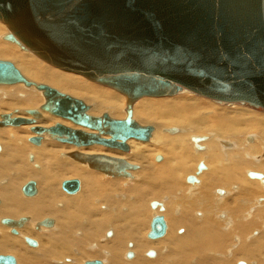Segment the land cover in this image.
Wrapping results in <instances>:
<instances>
[{"label":"bare ground","instance_id":"bare-ground-1","mask_svg":"<svg viewBox=\"0 0 264 264\" xmlns=\"http://www.w3.org/2000/svg\"><path fill=\"white\" fill-rule=\"evenodd\" d=\"M87 1L88 0H83L84 3ZM1 33L0 60L11 62L17 70L20 68L26 77L22 75L19 70L18 71L25 79L28 78L27 80L36 84H43L41 82H45L50 84V86L47 85L49 87L52 85L51 88L55 86L70 90L75 94L84 95L87 101H94L95 103H93L94 105L90 109L88 104L91 102L86 104L82 101L81 97L79 99L88 106L87 114L90 116L98 117L105 113L112 119H122L124 117L115 116L117 112L116 110H119L121 107V99H119L120 97H118V95L106 91L104 88L99 89L86 83L83 84L82 81L76 77L52 71L40 64L34 63L31 60H27L26 57L16 55L13 50L15 45L13 46L10 42L7 43V41L2 39L3 35L9 32L0 26V34ZM34 39L35 41L38 40L36 43L40 42L38 36H35ZM52 45L57 51H61L59 49H62L63 47L56 43H52ZM15 48H17V46ZM21 53L26 55L30 54V56L32 54L27 49L22 50ZM32 56L34 55L32 54ZM11 58L13 61L10 60ZM54 68L58 69L56 67ZM66 73L74 74L71 72ZM55 87L53 89H55ZM24 88L28 89L30 93L38 94L37 97L39 100L30 94H25L24 96L18 95L19 91L17 88L7 89V95L3 93L5 98L0 99V106L14 107L7 111L0 112V114L10 113L11 116L30 118L29 115L25 114V110L38 109V107L43 103V97L39 91L34 90L32 87ZM3 90L5 89H2L0 93L4 92ZM55 90H57V88ZM57 91H59V89ZM182 91L191 92L186 89H182L180 92ZM59 92H61V90ZM61 93L66 94L63 91ZM66 95L70 96L69 94ZM141 98H138L131 105L132 119L139 125H141L140 123L142 120L141 122L139 121L140 123L135 120V115H133V106ZM207 99L218 102L210 98ZM192 100L193 101L186 102L178 100V102L171 104L161 103L151 105L150 103L151 106H149L146 111L143 110L147 116L151 115L153 118L160 121H168L178 127L185 128L182 130L183 132L178 133L175 136L163 135L160 132L161 129L159 126L154 129V126L148 125L153 128L148 140L142 142V144L136 142L134 143V141L131 142L133 139L127 140V152L116 150L122 155L117 152L104 153L103 151L95 152L92 151L94 149H90L91 153L120 158L129 164L136 165L135 169L127 170L130 178L110 176L90 168L86 163H80L73 160L67 156L68 153H86L74 150L77 148L75 146H72L75 148L71 150V148H63L64 146L51 144L46 141L42 143L44 137H48L47 140L49 141H54L46 134L41 135L39 145H34V147H39L41 145L38 149L27 147L22 140V136H24V134L19 132L16 135L10 136L11 143H9L6 139V130H17L9 128L5 129L10 126L0 127V145L3 146V152L2 147L0 146V153L2 152V154H0V180L3 178L5 179L1 181L0 185V198L2 200V205L0 200V219L10 218L16 220L22 215L21 218H25L26 220L21 223L19 227L15 228L17 235L14 236L17 237L8 235L10 232L7 226H0V255L13 256L16 264H51L50 262L52 259L62 257V259H64L70 255V252L73 250V252L77 253L76 256L78 257L75 260L73 259V263L70 258H65L64 262L71 261L72 264H80L79 261L85 257L94 258L96 260H98L97 258L99 257L102 258V255L105 253H100V251L102 252V249L106 248L104 251L107 252V255L104 263L103 261L98 260L101 264H209L210 262L212 264H231L232 260L237 259L245 260L248 264L263 263L264 259L262 258V253L260 251L264 249V204L260 205L259 210L257 208L259 205L256 206V212L252 210L250 213H247L246 207L251 205L250 203L251 199H253L252 197H263L264 189L262 191L259 190V192H263L262 195L261 193L258 194L259 187L255 186L256 184L251 185L253 182L249 183L250 181L248 182L246 180L248 182L247 184L243 176L245 173L248 177L249 172L260 173L263 175L261 179L248 178L251 180H259L262 183L260 184L264 185V116L236 111H218L212 106H204L201 105L199 101H196L195 99ZM37 102L39 104L35 105ZM218 103L232 104L237 102ZM239 104L247 105L243 103ZM104 109L109 110V112ZM254 109L264 110L262 108ZM205 110L210 111V116L213 114V117L209 118V116L206 118L204 114ZM40 114L41 118L35 121V125L49 127L52 126L54 122L56 123V120L50 117L51 115L46 116L47 113L45 112H41ZM137 116L136 119H138ZM59 124L71 128H79L71 125L70 123V125L60 122ZM220 124L222 125L217 127ZM21 126L29 127L28 125ZM141 126H146V124H142ZM166 130H163L162 132H167ZM210 130L212 133L208 136L213 139H208V136H202L205 137V139L200 140L197 143L201 147V149H197L195 146L196 143L192 141V137H199L194 135L206 134L207 131ZM248 130L256 132H254L255 135H249L250 137H253V141H250L252 144L247 141V139H251L248 138L249 136L245 135V138L244 136L243 138L240 137V134H242L241 132H246ZM177 132L178 130L176 132L167 133L173 135ZM191 133L194 135H191ZM189 137H191L190 141L193 144L194 150L202 151V154L192 152ZM26 138L28 139L29 135H27ZM27 139L25 141H27ZM215 139L216 142L213 141ZM218 143H220L221 147H224L225 150H221ZM247 143L251 145H246ZM129 145L131 146V150ZM140 145L146 146L144 147ZM92 146L98 145H91L87 147ZM203 146H206V149ZM132 148L134 151H132ZM261 149L262 152H260ZM110 150L115 151V149ZM29 151L32 154L34 153L35 156L30 154ZM61 151L69 152L61 153ZM128 153H130V155H123ZM157 153L163 154L164 159L162 162H159L161 160L160 157V160L156 161L159 163H152L151 158ZM260 153L261 156L259 157ZM56 154H58L57 157L59 160H64L62 163L55 160ZM29 155H31V159L28 157ZM26 156L32 166L38 169L39 166L34 162L35 157L36 162L42 166V168H40L41 171L34 172L26 167V165L23 164L24 157ZM203 157L206 159L205 161L208 164L207 166L209 167V170L207 172L205 171L206 173L201 175L200 182L197 186L195 185L196 187L194 186L196 182H186L194 187L191 186V188L189 186V188H191L190 191L192 192L190 193L189 191L188 195H185V193L183 194L182 191H184L185 188L184 184H181L182 178L188 173H194L193 170H196L195 168H197V165L200 163L199 160ZM253 157H255V159ZM67 159L75 162L76 164L78 163L80 166L88 169L89 172L83 171L74 164L72 165L68 163ZM222 159L224 162L221 164L219 161ZM202 163L205 164L204 162ZM94 172H99L107 178L117 179L103 180L104 178L101 179L98 174ZM134 173L136 175L139 174V176L137 175L139 179L135 182L132 181L135 179ZM193 175L197 177L200 174L197 175L194 173ZM68 176L80 178V181L82 182L76 179L79 185L78 191L74 194H67L70 196L73 195V197L64 198L60 200V202H56L60 198L57 193L58 191L55 189L56 181L61 177ZM185 177L187 178V176ZM28 178H30V180H35L38 183V186L34 181V193L29 197L22 195L24 198H28L22 199L18 194V187L23 181V184H25V181H27ZM118 179L129 180L132 181V183L127 185L126 188H123L124 184H122V181ZM232 185L234 186L231 187ZM80 187L81 189L83 188L82 193ZM214 189H223L222 191L217 192V195L221 196L220 199H216L211 196V192ZM229 189H234L235 193L230 194L231 196L227 197L229 194L227 193V195H225L226 192L224 190L229 191ZM75 194H78V196H74ZM163 197L166 199L162 201L164 203L158 202V204H164L163 210H165L167 218H170V220L168 219V221H170L169 228L166 237L162 241L154 243L152 246V244H148L144 242V239H142V230L143 225L146 223L145 221H147L148 217H152H150V215L154 214V212L159 209V206L153 208L152 211L150 207V209H148L147 205L149 206V203L152 200H155V202L156 200L160 201ZM54 202H56V207ZM176 206H179L182 209V215L179 218H175L171 214V211ZM102 207H106V212L108 213L102 212L100 210ZM197 209H202L204 212V218L202 217L203 219L201 222L198 220L196 222L191 217L192 212ZM221 210H226L227 217L232 220V227L230 228L231 232L228 235L221 234L218 231L220 226L219 222H217L218 224L215 222L217 218L215 220L212 219L213 214L220 212ZM158 211L162 212V209ZM52 216L55 217L56 222L53 218H49ZM42 217L51 219V224L49 227L39 226L38 222H40V220L32 225L35 231H41V233H44V235L37 236L40 241V249L38 255H36L33 250L26 249V245L23 243V237L34 235V232L29 228V225L34 220L41 219ZM215 217H217L216 214ZM162 218L165 223L164 234L158 238L148 239L157 240L165 236L167 231V222L163 216ZM179 225L187 227L186 230L188 231H186L184 236L177 238L178 236L174 234V231L179 227ZM107 227H113L114 236H112V231L108 230ZM42 229H49V232L43 231ZM76 229L77 232L74 234V237L78 238V241L75 242L71 239L69 234L72 231L74 233ZM108 231L110 234L106 236V232ZM255 232H258V236L256 235L257 237H254ZM102 233L103 235H101ZM100 236L111 239L107 241V243L105 242L104 245L93 244V246L92 243L98 241L97 239ZM233 236L237 238V242L234 244L231 260L227 259L230 255H227V257L224 255L222 259H219V257H216L215 255V257L213 255H209V252L216 253L215 251H220L217 252L220 255L225 254L227 248L223 245V243H227V241ZM29 238L32 240L34 239L32 237ZM129 241L134 242L133 251L135 252V258L134 254L130 251L132 256L131 258H128V260L125 258L127 260L126 262L124 261V256L127 252L126 245L128 244L127 247L129 246L130 249L132 248V243H129ZM37 246L38 244L36 242V247ZM151 246L154 247L155 250L157 249V251H160L163 247L162 250L164 251L162 252L161 250V253L158 252L160 255L157 258L155 257L156 254L153 250H151L154 253L153 256L146 255L148 258L155 257L156 260L153 259L154 261H149L148 259L146 260L142 257L144 252H147L145 250L150 249ZM132 258L134 259L132 260ZM55 262L52 263L54 264ZM81 262L84 263L86 261L81 260Z\"/></svg>","mask_w":264,"mask_h":264},{"label":"water","instance_id":"water-1","mask_svg":"<svg viewBox=\"0 0 264 264\" xmlns=\"http://www.w3.org/2000/svg\"><path fill=\"white\" fill-rule=\"evenodd\" d=\"M0 23L9 32L3 40L29 50L50 66L78 74L124 97L122 119L105 113L90 116L81 100L31 82L11 62L0 60V85L22 84L43 97L38 109L25 110L30 118L0 114V127L28 125L33 134L27 139L31 145H39L41 135L46 134L77 148L98 145L127 152V140L145 142L153 130L132 119V103L141 97L172 96L182 89L218 102L264 109V0H0ZM51 42L63 46L61 51ZM41 112L79 128L59 123L35 125ZM203 139L192 137L197 149H201L197 143ZM67 156L110 176L130 178L127 170L136 168L106 155L71 152ZM154 159L158 161L160 156ZM204 169L200 162L196 174ZM248 177L261 179L263 175L249 172ZM197 181L194 175L186 178L188 183ZM78 188L76 179L60 183L66 194H74ZM34 190L32 180L20 187L25 197ZM156 206L162 209L155 201L149 203L151 209ZM25 221L21 217L1 218L0 224L17 235L15 228ZM50 224L49 218L38 222L43 227ZM164 230L163 218L157 215L152 217L146 236L158 238ZM23 242L36 247L29 237H23ZM153 254L146 252L147 256ZM131 256L125 253V258ZM0 264L16 262L11 255H0Z\"/></svg>","mask_w":264,"mask_h":264},{"label":"rangeland","instance_id":"rangeland-1","mask_svg":"<svg viewBox=\"0 0 264 264\" xmlns=\"http://www.w3.org/2000/svg\"><path fill=\"white\" fill-rule=\"evenodd\" d=\"M0 26L4 29V30H6L7 32H8V30L6 29V27L2 24V23H0ZM4 33V32H3ZM0 35H2V33L0 34ZM8 43V42H7ZM12 44V43H11ZM13 46H14V44H13ZM5 47V46H4ZM16 47V46H15ZM13 48V50H14V52L16 53V55H18V56H20V57H26V59L27 60H31V61H33L34 63H36V64H40V65H42L43 67H45V68H47V69H50V70H52V71H55V72H58V73H61V74H63V75H68V76H73V77H76V78H78L80 81H82V83L83 84H88V85H91V86H94V87H96V88H99V89H103L104 88V90H106V91H109V92H111V93H114V94H116V95H118V97H120L119 99H121V102H120V109L119 110H116L117 112H116V114H115V116H117V117H123L124 116V107H125V105H124V97L120 94V93H118V92H116V91H114V90H112V89H110V88H107V87H104V86H100V85H98V84H96V83H91V82H89L88 80H86V79H84L83 77H81V76H79V75H74V74H70V73H66V72H63V71H60V70H58V69H55L54 67H51V66H49V65H47L46 63H44V62H42L41 60H39L38 58H36L35 56H32V54H31V56H30V54L29 55H26V54H23V53H21L22 52V50H20V49H18V47L17 48ZM6 48V47H5ZM10 60H12L13 61V59L11 58ZM15 65V64H14ZM18 68V67H17ZM18 70L22 73V71H21V69L20 68H18ZM22 75H24L23 73H22ZM25 76V75H24ZM26 77V76H25ZM28 79V78H27ZM41 83H43V84H46V85H49L50 86V84H48V83H45V82H41ZM17 88L18 89V95H25V94H30V95H33L34 97H36V99L37 100H39V98L37 97L38 96V94H33V93H30L29 92V90L28 89H25L21 84H15V85H10V86H0V88H2V89H5V90H3L4 92H2V93H0V94H2V95H0V99H3V98H5V95H7V92H6V90L7 89H11V88ZM51 87H52V85H51ZM55 86H53V88H54ZM57 88V90L59 89V91L61 90V92L63 91L64 93H66V94H69L70 96H73V97H75V98H78V99H80V97H81V99H82V101H84V103H86V104H88L89 102H91V103H89L88 105L90 106V109L92 108V106L95 104L94 103V101H87V99H86V97L84 96V95H81V94H75V93H73L72 91H70V90H66V89H63V88H59V87H55V89ZM2 89H0V91L2 90ZM5 95H4V94ZM182 93V94H181ZM186 97V98H185ZM192 99H195L196 101H199L200 103H201V105H204V106H208V107H214V109H216V110H218V111H227V112H233V111H236V112H244V113H250V114H258V115H260V116H264V110H257V109H254V108H251V107H248L247 105H242V104H239V103H229V104H221V103H218V102H215V101H212V100H209V99H207V98H204V97H201V96H198V95H196V94H193V93H191V92H187V91H182V92H180L179 94H177V95H175V96H172V97H161V98H149V97H144V98H141V99H139L135 104H134V106H133V115H135V120L136 121H138V123H140L141 122V120H142V122L140 123L141 125L143 124H146V125H151V126H154V129L157 127V126H159V128L161 129L160 130V132L163 134V135H169V136H175V135H177L178 133H181V132H183L182 130L183 129H185V128H181V127H178L177 125H174V124H172V123H170V122H168V121H160V120H158V119H155V118H153L151 115H149V116H147V114H145L144 113V111H146V109L149 107V106H151L152 104H161V103H165V104H171V103H174V102H178V100L179 101H193ZM3 101V100H2ZM94 103V104H93ZM150 103H151V105H150ZM39 103L37 102V103H35V105H38ZM92 104V105H91ZM7 107V108H6ZM14 106H0V112H3V111H7V110H9V109H12ZM203 107V106H202ZM16 108H22V107H16ZM204 108V107H203ZM136 109V110H135ZM104 110H106V111H108L109 112V110H107V109H104ZM144 110V111H143ZM111 112V111H110ZM210 111H208V110H205L204 111V114H205V116H206V118H208L209 116H210V113H209ZM101 113H103V112H101ZM111 113H113V112H111ZM138 115V116H137ZM46 116H50V115H48V114H46ZM136 116H137V118L139 119H136ZM50 117H52L53 119H55L56 120V123L58 122H60V123H66V124H69L67 121H64V120H62V119H59V118H57V117H54V116H50ZM213 117V114L209 117V118H212ZM62 121V122H61ZM140 121V122H139ZM55 123V122H54ZM70 125V124H69ZM222 124H220V125H218L217 127H220ZM27 126H20V127H18V128H12V127H7V128H5V129H14V130H17V131H13V130H6V139L8 140V142L9 143H11V140H10V136L11 135H16L18 132L19 133H23L24 134V136H22V140H23V142H24V144L27 146V147H31L32 149H38V148H40L41 147V145L39 146V147H34V145H31L30 143H28L27 141H25L27 138H26V136L27 135H29V137L30 136H32V133L31 132H29L28 131V128L29 127H27ZM169 128H176L177 130H178V132L176 133V134H173V135H170V134H168L167 132H162L163 130H166V129H169ZM1 131V130H0ZM189 131L191 132V130L189 129ZM255 131H251V130H248V131H246V132H241L242 134H240V137H242L243 138V136H244V138L246 137V136H252V135H255V133H254ZM210 133H212V131L210 130V131H207V133L206 134H193V133H191V135H194V136H199V137H202V136H208ZM214 134V133H213ZM246 135V136H245ZM45 136V135H44ZM248 137V138H251V139H247V141L249 142V143H251L250 141H253V137ZM192 137V136H191ZM191 137H189V141L191 140ZM48 138V137H47ZM47 138H45L44 137V140H42V143L43 142H49V143H51V144H55V145H60V146H64L63 148H65V147H68V148H71V150L72 149H74L75 147H72L71 145H68V144H64V143H59V142H56V141H49V140H47ZM208 139H213L212 137H210V136H208ZM132 141H134V143L136 142V143H141L142 144V142H139V141H135V140H131V142ZM213 141H215L216 142V139L215 140H213ZM223 141H227V140H223ZM244 141H246V140H244ZM191 142V141H190ZM219 142V141H218ZM244 143H246V142H244ZM191 144V146H192V152L193 153H203L202 151H196V150H194V148H193V144H192V142L190 143ZM202 144V143H201ZM219 145V147L221 148V150L223 149V150H225V148L224 147H221V145H220V143H218ZM252 144V143H251ZM251 144H246V145H251ZM29 145V146H28ZM1 146V145H0ZM140 146H146V145H140ZM2 147V152H3V146H1ZM129 147H130V150H131V146L129 145ZM139 147V146H138ZM150 147V146H149ZM205 149H206V146H203ZM90 149H94V150H92V151H95V152H104V153H115V152H117V153H119L118 151H114V150H110V149H106V148H104V147H101V146H92V147H82V148H75L74 150H77V151H79V152H82V153H86V154H97V153H91L90 152ZM227 149V148H226ZM109 150V151H108ZM204 150V149H203ZM132 151H134V149L132 148ZM2 152L0 153V154H2ZM68 153L69 151H61V153ZM205 152V151H204ZM260 152H262V149H261V151ZM29 153H30V151H29ZM60 153V154H61ZM131 153V152H130ZM130 153H128V154H123V155H126V156H128V155H130ZM30 154H32V153H30ZM119 154H121V153H119ZM33 156H35L34 155V153L32 154ZM57 155L58 154H56L55 155V160H57V161H59V162H63L64 160H59V158L57 157ZM122 155V154H121ZM155 156H160L161 157V160L159 161V162H162L163 161V159H164V155L163 154H155L152 158H151V161H152V163H159V162H156L155 161ZM261 156V153L259 154V157ZM63 158H65V157H63ZM254 159H255V157H253ZM262 158V157H261ZM27 159V156L26 157H24V162H23V164H25L26 165V167H28L30 170H32V171H34V172H37V171H41V169L40 168H42V166H41V164L39 165L38 164V162H36V160H35V157H34V162H35V164H37L38 166H39V170L38 169H36V168H34V166H32V164L28 161V159ZM68 160V159H67ZM206 159H205V157H203V158H201L200 160H199V162H204L205 164V169L203 170V172H201L200 173V175L199 176H195L196 177V179L198 180L195 184H194V186L196 185L197 186V184L200 182V177H201V175L202 174H204V173H206L208 170H209V167L207 166L208 164L206 163V161H205ZM251 161V160H250ZM28 162V163H27ZM68 163H70V164H74L75 166H77L79 169H81V170H83V171H86V172H89V170L88 169H86V168H84V167H82V166H80L78 163L76 164L75 162H72V161H70V160H68L67 161ZM222 162H224V160L222 159V160H220L219 161V163H221L222 164ZM30 163V164H29ZM225 165V164H224ZM33 168V169H32ZM36 169V170H35ZM196 169V168H195ZM140 171V170H139ZM194 171V173L196 174V170H193ZM206 171V172H205ZM252 171V170H251ZM91 172H93V171H91ZM94 173H97L98 174V176L101 178V179H103V180H108V179H117V178H107V177H105L103 174H100L99 172H94ZM193 172H191V173H188L187 175H185V176H188V175H193L194 174ZM135 174V173H134ZM264 174V173H263ZM138 176H139V174H137ZM136 174L134 175L135 176V179L134 180H132L133 182H135V181H137L139 178H138V176H137ZM183 177L182 178V182H181V184L183 185L184 184V191H182V193L184 194L185 193V195H188L189 193V191L191 190V188L192 187H194L193 185H191V184H188V183H186V177ZM199 177V178H198ZM244 179H245V182L248 184V182L249 183H252L253 182V184H251V185H255V186H258L259 187V189H258V194L259 193H261V192H259V190L260 191H262L263 189H264V185H261L262 183H261V181H259V180H251V179H249L247 176H246V174L244 173ZM107 178V179H106ZM29 180H30V178H28ZM28 179H27V181H28ZM69 179H77V180H79L80 181V178H78V177H70V176H68V177H61L60 179H58L57 181H56V185H55V189H56V191H58L57 193L59 194V199L56 201V202H60V200H62V199H64V198H70V197H73V195L72 196H70V195H67L66 193H64L61 189H60V183H61V181H63V180H69ZM3 180H5L4 178L2 179V180H0V185H1V181H3ZM33 180V179H32ZM118 180H121L122 181V184H124L123 185V188H126V186L127 185H129L130 183H132V181H129V180H124V179H118ZM248 182H247V181ZM27 181H25V182H27ZM33 181H35V180H33ZM24 182V181H23ZM23 182L21 183V184H19L20 186L18 187V194L20 195V197L22 198V199H28V198H24L23 196H22V194L20 193V187H21V185L23 184ZM36 182V181H35ZM80 182H82V181H80ZM37 183V182H36ZM261 183V184H260ZM264 184V183H263ZM82 185V184H81ZM261 185V186H260ZM37 186H38V183H37ZM189 186L191 187V188H189ZM195 186V187H196ZM234 185H232L231 187H233ZM236 186V185H235ZM230 187V188H231ZM38 188V187H37ZM187 188H188V190H187ZM262 188V189H261ZM39 189V188H38ZM80 190H81V193H82V190H83V188L81 189V187H80ZM218 190V191H217ZM223 189H214L212 192H211V196L212 197H214V198H216V199H220V197L221 196H219V195H217V192H220V191H222ZM226 193H225V195H227V193L229 194V195H227V197L228 196H231L230 194H233V193H235L234 192V189L233 190H231V189H229V191H226V190H224ZM80 192V191H79ZM79 192H78V194H79ZM192 191H190V193H191ZM263 192H264V190H263ZM263 192L261 193V195L263 194ZM78 194H75L74 196H78ZM216 194V195H215ZM37 196H38V194H37ZM36 196V197H37ZM258 196H260V195H258ZM164 197H166V196H164ZM163 197V199L161 200L160 199V201L159 200H156V202L158 203V202H162V201H164V200H166L165 198ZM264 197V196H263ZM263 197H252L253 199H251V205L250 206H247L246 208H247V213H250L252 210H254L255 212L257 211V209H256V206H258L257 208H258V210H259V207H260V205L261 204H264V198ZM35 198V197H34ZM0 200H1V198H0ZM152 201H155V200H152ZM56 202H54V205H55V207L57 206L55 203ZM96 203V202H95ZM162 203H164V202H162ZM1 205H2V200H1ZM164 206V204L163 205H161V207H162V212L161 211H158V210H160V209H158L156 212H154V214H152V215H150V217L152 216V217H154V216H157V214H158V216H163L164 218H165V220H166V222H167V224H166V226H167V228H166V234H165V236H163L161 239H157V240H150V239H148L147 238V236H146V234H147V232H148V230H149V223H150V221H151V219H152V217L151 218H149L148 217V219H147V221H145L146 223V225L144 224L143 225V230H142V239H144V242H146V243H150V244H152V246H153V244L154 243H158V242H160V241H162L165 237H166V235H167V232H168V228H169V222L170 221H168V219L170 220V218L168 217L167 218V216H166V214H165V210H163V207ZM1 207V206H0ZM51 207L53 208V206L51 205ZM147 207H148V209H150L149 208V206L147 205ZM165 207H166V204H165ZM245 208V209H246ZM55 209H59V208H55ZM122 209H124V208H122ZM102 212H104V213H108V212H106L107 211V208L106 207H102L101 209H100ZM152 211H153V209H151ZM250 210V211H249ZM109 211V210H108ZM178 212V213H177ZM221 212V213H220ZM220 212H217V213H214L213 214V220H215L216 218H217V220H215V222L217 223V222H219V228H218V231L221 233V234H229L230 232H231V230H230V228L232 227V220L229 218V217H227V213H226V210H221ZM220 213V214H219ZM246 213V214H247ZM150 214H151V212H150ZM171 214L175 217V218H179V217H181V215H182V209H181V207H179V206H176V207H174V209L171 211ZM215 214H216V216L217 217H215ZM243 214V213H242ZM192 216V219H194V221H196L197 222V220L199 221V222H201L202 221V219L204 218V212L202 211V209H197V210H195L194 212H192V214H191ZM203 215V216H202ZM23 216H25V215H23ZM26 216H28V215H26ZM19 217H22V215L21 216H19ZM30 217V216H29ZM203 217V218H202ZM17 218V217H16ZM43 218H47V217H42L41 219H37V220H34L33 222H31V224L29 225L30 227V229L34 232V235H28L29 237H32V238H34L33 240H35L36 242H37V244H38V246L36 247V248H31L30 246H27L26 244H24V245H26L25 247H26V249H30V250H33L34 252H35V254L36 255H38V253H39V249H40V241H39V239H38V237L37 236H39V235H44V233H41V231L40 232H37V231H35L34 230V228L32 227V225L35 223V222H37V221H40V220H42ZM49 218H53L54 220H55V217H49ZM197 218V219H196ZM201 220H200V219ZM221 218V219H220ZM248 218V217H247ZM31 219V218H30ZM245 219V218H244ZM244 219H243V222H244ZM220 220V221H219ZM237 222H239L238 220H236ZM55 222H56V220H55ZM228 222V223H227ZM227 223V224H226ZM218 224V223H217ZM0 226H2V225H0ZM2 227H4V226H2ZM108 228V230H111L112 231V236H114V230H113V227H107ZM171 228V227H170ZM186 228L187 227H185V226H182V225H179V227L178 228H176L175 229V231H174V234L176 235V236H178L177 238H179V237H182V236H184L185 235V233H186V231H188V230H186ZM53 229V228H52ZM145 229V230H144ZM172 229V228H171ZM174 229V228H173ZM22 230V229H21ZM21 230H19V231H21ZM43 231H48L49 232V229H42ZM107 230V229H106ZM105 230V231H106ZM180 230H182V232H180ZM226 230V231H225ZM8 232V231H7ZM76 232H77V229H76V231L73 233V231L69 234L70 236H71V239L73 240V241H78V238H75L74 237V234H76ZM144 232V233H143ZM223 232V233H222ZM225 232V233H224ZM46 233V232H45ZM73 233V234H72ZM103 233H104V231H103ZM103 233L101 234V235H103ZM255 235H254V237H257L258 236V232H255L254 233ZM8 235H10V236H12V237H17V236H14V235H11L10 233H8ZM237 235H239V234H237ZM236 235V236H237ZM250 235V234H249ZM248 235V236H249ZM257 235V236H256ZM111 236V237H112ZM105 239H106V241H105ZM108 238H104V236H100L97 240L98 241H95L94 243H92V245L94 244V245H98V244H100V245H104V243L106 242L107 243V241H109L111 238H109L108 240H107ZM236 239V240H235ZM154 241V242H153ZM98 242V243H97ZM237 242V238L236 237H232L230 240H228L227 241V243L226 242H224L223 243V245H225V247L227 248L226 249V251H225V254H222V255H220L219 253H217V252H220V251H215L216 253H212V252H209V255H215L216 257H219V259H222L223 258V256L225 255L226 257H227V255L229 256L227 259H232V252H233V248H234V244ZM24 243V242H23ZM129 243H132V248L130 249L129 248V246L127 247V245H126V249H127V252H132L133 254H134V258H135V252L133 251V247H134V242L133 241H129ZM230 244V245H229ZM93 245V246H94ZM89 246V245H88ZM87 246V247H88ZM151 246V248L150 249H147V250H145V251H148V250H153L154 252H155V257L157 258L160 254L159 253H161L160 251L163 249V247L160 249V251L158 250L157 251V249L155 250V248L154 247H152ZM73 249V248H72ZM71 249V250H72ZM103 251L101 252L100 251V253H105L104 255H102V258L101 257H99V258H97L98 260H100V261H103V263H104V260H105V258H106V251H104V250H106V248H103L102 249ZM73 254H72V253ZM70 252V255H68L67 257H65V258H70V260H72V263L74 262V260L78 257V256H76L77 255V253L76 252H73V250ZM126 252V251H125ZM159 252V253H158ZM162 252H164L163 250H162ZM231 252V253H230ZM261 253H262V258L264 259V249L262 250V251H260ZM158 254V255H157ZM79 255V254H78ZM261 255V254H260ZM259 255V256H260ZM70 256V257H69ZM214 256V257H215ZM143 259H148L149 261H154L153 259H155L156 260V258L154 257V258H148L147 256H146V252H144V254H143ZM63 258V257H62ZM62 258H57V259H52V261L50 262L51 264H53L52 262H55V260H56V262L54 263V264H70L71 263V261L70 262H64V259H62ZM86 258V259H85ZM85 258H82L81 260L82 261H92V260H96V259H94V258H87V257H85ZM134 258H132V260L134 259ZM74 259V260H73ZM54 260V261H53ZM59 262H58V261ZM81 260L79 261V263L80 264H83L82 262H81ZM128 260V259H127ZM127 260L125 259V256H124V261H126L127 262ZM132 260H130V261H132ZM240 261H242V262H244V263H246V264H248V262L247 261H245V260H241V259H237V260H232L231 261V264H237L238 262H240ZM215 262V261H214ZM71 263V264H72ZM209 264H212L211 262L209 263ZM261 264H264V261H263V263H261Z\"/></svg>","mask_w":264,"mask_h":264},{"label":"flooded vegetation","instance_id":"flooded-vegetation-1","mask_svg":"<svg viewBox=\"0 0 264 264\" xmlns=\"http://www.w3.org/2000/svg\"><path fill=\"white\" fill-rule=\"evenodd\" d=\"M180 232H182V230H180Z\"/></svg>","mask_w":264,"mask_h":264}]
</instances>
